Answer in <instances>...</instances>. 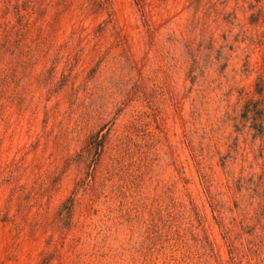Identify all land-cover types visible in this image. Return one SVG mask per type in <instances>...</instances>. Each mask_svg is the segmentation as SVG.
I'll return each mask as SVG.
<instances>
[{
  "label": "rangeland",
  "instance_id": "1",
  "mask_svg": "<svg viewBox=\"0 0 264 264\" xmlns=\"http://www.w3.org/2000/svg\"><path fill=\"white\" fill-rule=\"evenodd\" d=\"M0 264H264V0H0Z\"/></svg>",
  "mask_w": 264,
  "mask_h": 264
}]
</instances>
